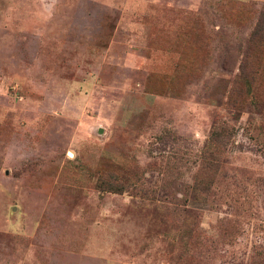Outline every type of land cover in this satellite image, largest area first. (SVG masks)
I'll list each match as a JSON object with an SVG mask.
<instances>
[{"label":"rangeland","instance_id":"1","mask_svg":"<svg viewBox=\"0 0 264 264\" xmlns=\"http://www.w3.org/2000/svg\"><path fill=\"white\" fill-rule=\"evenodd\" d=\"M0 264H264V0H0Z\"/></svg>","mask_w":264,"mask_h":264}]
</instances>
